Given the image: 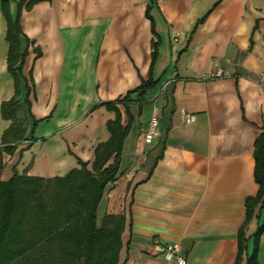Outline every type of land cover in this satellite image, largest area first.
I'll return each mask as SVG.
<instances>
[{"label":"crops","instance_id":"0c3cea01","mask_svg":"<svg viewBox=\"0 0 264 264\" xmlns=\"http://www.w3.org/2000/svg\"><path fill=\"white\" fill-rule=\"evenodd\" d=\"M31 1L0 0L1 149L12 124L2 104L16 95L4 5L15 19L24 2L21 49L27 50L16 109L26 132L12 153L3 151L0 181L15 174L64 177L80 162L91 169L97 146L111 136L107 123L116 117L97 105L122 98L149 78L159 39L157 85L142 107L132 95L134 119L118 175L99 203L98 223L125 217L118 264H175L146 251L154 241L178 243L187 264H235L246 199L259 190L264 0H38L26 9ZM119 108L127 126L125 107ZM153 117L159 130L146 143ZM263 218L264 211L260 217L255 211L247 225L239 264L252 253ZM258 261L264 264V231Z\"/></svg>","mask_w":264,"mask_h":264},{"label":"trees","instance_id":"16d2710c","mask_svg":"<svg viewBox=\"0 0 264 264\" xmlns=\"http://www.w3.org/2000/svg\"><path fill=\"white\" fill-rule=\"evenodd\" d=\"M38 0H32L26 9ZM24 2L19 4L18 13L12 19L4 5L8 18L7 39L9 41L8 68L16 83V95L2 104V115L12 120L5 131L0 148V169L3 166V151L12 153L18 142L24 140L26 128L17 118L18 87L23 78L22 66L27 50L21 49L23 32L20 17ZM147 17L157 36L155 24L147 7ZM160 40L153 42L152 64L147 80L122 98L103 102L114 111L116 117L108 121L111 134L108 141L100 143L95 150L91 169L80 162V169H73L64 177L42 178L15 174L8 181H0V264H118L125 224L123 215L107 216L99 224L97 209L106 186L113 182L119 172L123 144L134 119L130 106L135 102L132 95L137 93L139 107L145 102V94L157 85L153 78V67L158 57ZM28 111L30 103L25 99ZM125 107L129 124L122 123ZM96 106V107H97ZM36 121L34 122L35 125ZM34 140L33 136L30 138ZM114 158L113 162L109 161ZM255 177L259 190L255 196L246 199L247 218L238 232L239 264L246 251L248 238L245 229L254 212L260 217L264 211V132L258 137L255 149ZM264 231V218L254 232L253 251L246 264H260L258 252L260 237Z\"/></svg>","mask_w":264,"mask_h":264},{"label":"built area","instance_id":"2783aa9c","mask_svg":"<svg viewBox=\"0 0 264 264\" xmlns=\"http://www.w3.org/2000/svg\"><path fill=\"white\" fill-rule=\"evenodd\" d=\"M217 76H221V73L218 72ZM188 120L190 121L191 118H188ZM158 130L159 120L157 117H153L144 132L145 142L152 143ZM146 251L151 255L164 256L168 260H175V264H187L186 258L182 254L181 246L178 243L154 241L147 246Z\"/></svg>","mask_w":264,"mask_h":264},{"label":"rangeland","instance_id":"374dc122","mask_svg":"<svg viewBox=\"0 0 264 264\" xmlns=\"http://www.w3.org/2000/svg\"><path fill=\"white\" fill-rule=\"evenodd\" d=\"M23 119H25V116L23 117Z\"/></svg>","mask_w":264,"mask_h":264}]
</instances>
